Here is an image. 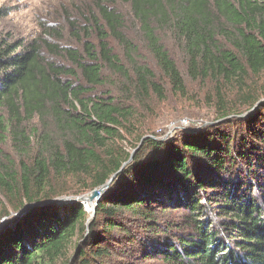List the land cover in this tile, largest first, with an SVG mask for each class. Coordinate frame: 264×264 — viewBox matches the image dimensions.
Wrapping results in <instances>:
<instances>
[{
	"label": "trees",
	"instance_id": "1",
	"mask_svg": "<svg viewBox=\"0 0 264 264\" xmlns=\"http://www.w3.org/2000/svg\"><path fill=\"white\" fill-rule=\"evenodd\" d=\"M88 5L75 47L0 31V216L43 201L0 233V264H264V0ZM162 30L181 44L187 77L212 85L209 120H223L144 138L131 154L155 131L134 129L139 110L164 98L137 40L170 91L184 92ZM115 172L87 227L81 202H49ZM69 177L78 195L54 184Z\"/></svg>",
	"mask_w": 264,
	"mask_h": 264
},
{
	"label": "rangeland",
	"instance_id": "2",
	"mask_svg": "<svg viewBox=\"0 0 264 264\" xmlns=\"http://www.w3.org/2000/svg\"><path fill=\"white\" fill-rule=\"evenodd\" d=\"M88 3L89 0H0V9H2L4 14L0 19V31L7 32L14 39L23 38L25 41L36 40L41 43H43L41 40H46L50 45L75 47L77 45L78 35L83 37V33L79 29L84 24L81 12L86 5L89 6ZM116 7L128 20L127 26L130 28L126 30L127 33L131 37L137 35L136 23L129 19V7L118 4ZM159 35L161 42L175 60L182 73L184 92L182 94H176L170 91L167 80L163 78L154 60L145 51L142 40H137L136 43H138L137 45L142 59L154 71L163 85L164 98L158 100L154 95L150 97L148 108L139 110V116L135 120L134 129L136 131L140 129H146L147 132L151 130L156 131L157 128L162 129L166 127L170 122H174V124L177 122L179 124L180 120L186 118L190 119L191 125L194 126L197 125L196 123L202 121L201 118H197L201 115H207L208 121L211 119L213 112L203 104L202 97L206 96L207 93L209 95L212 94V85L208 81L192 82L186 75L181 44L169 31L162 30V32H159ZM138 39H140L139 36ZM41 51L45 57H53L51 50L46 46H43ZM261 76L257 80L259 81L257 85H260L264 81V73ZM178 130L187 131L186 129H177L173 133ZM123 136L125 137L124 141L126 143L131 141L133 137L127 133H123ZM7 151L14 156L9 146H7ZM54 184L56 186L63 185L62 188H68L73 195H78L74 192L82 187V184L78 182L76 177H69L63 182H54ZM90 193L91 191H87L78 195V197H84V200H80L79 202L82 203L86 211V226L94 221L97 200L103 192L97 197L90 199L92 200L91 204H87L89 200L86 198ZM0 201L2 206H6L4 198L0 197ZM154 263L159 264L157 261Z\"/></svg>",
	"mask_w": 264,
	"mask_h": 264
},
{
	"label": "water",
	"instance_id": "3",
	"mask_svg": "<svg viewBox=\"0 0 264 264\" xmlns=\"http://www.w3.org/2000/svg\"><path fill=\"white\" fill-rule=\"evenodd\" d=\"M264 101V96L262 99H260V102ZM247 111H249V108L244 109L242 112L246 113ZM223 118L220 119H215V120H208L207 119H202V121L196 123L197 125H191V120L190 119H182L179 121V124H177V122H170L167 124L166 127L164 128H157L156 131H154L152 134H147L145 136H143L138 144V146L133 149L131 151V154L134 153V151L141 145L142 140L144 138L147 137H151L157 140H163L166 139L167 137H169L174 131H176L177 129H186L187 131H192V130H196L199 129L201 127L204 126H208V125H213L219 121H222ZM123 168V166L121 167ZM120 168V169H121ZM119 169V170H120ZM118 170V171H119ZM117 171V172H118ZM115 172L110 179L107 181V183L97 189H94L93 191H91V193L87 196L89 199H93L95 197H97L100 193L103 192L104 188L107 187V185L109 184V182L115 177L116 173ZM80 200H84V197H78V196H60L57 198H53L52 200H49V202H54L56 205H60L63 203H67V202H71V201H80ZM43 203V201L41 202H27L25 204H22L20 207L17 208V210L15 211H10L9 210V214H1L0 216V233L2 231H4L6 228L12 226L13 224H15L16 222H18L20 219H22L29 211V209H31L34 206H39ZM87 227V226H86ZM87 230V228H86Z\"/></svg>",
	"mask_w": 264,
	"mask_h": 264
},
{
	"label": "bare ground",
	"instance_id": "4",
	"mask_svg": "<svg viewBox=\"0 0 264 264\" xmlns=\"http://www.w3.org/2000/svg\"><path fill=\"white\" fill-rule=\"evenodd\" d=\"M86 199L89 200L87 204H91L92 203V200H90L88 197Z\"/></svg>",
	"mask_w": 264,
	"mask_h": 264
}]
</instances>
